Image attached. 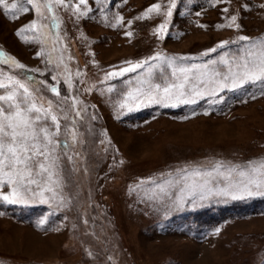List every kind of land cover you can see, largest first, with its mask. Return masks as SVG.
Returning <instances> with one entry per match:
<instances>
[{
    "label": "rangeland",
    "instance_id": "rangeland-1",
    "mask_svg": "<svg viewBox=\"0 0 264 264\" xmlns=\"http://www.w3.org/2000/svg\"><path fill=\"white\" fill-rule=\"evenodd\" d=\"M156 3L166 10L167 0H108L107 7L89 0L92 12L79 20L57 9L59 28L52 26L49 16L43 21L46 28L23 33L29 40L38 38L39 44L25 43L16 35L38 19L34 10L18 13L19 18L12 20L0 9V51L33 70L20 75L35 78L41 90L36 94L39 102L47 108L48 100L68 96L70 103L76 97L87 109L83 119L73 112L69 121H61L69 128L75 121L84 141L73 146L68 137L66 152L77 168L64 189L70 203L61 208L54 201L0 202V264H264V210L234 211V216L211 228L190 226L192 215L199 211L264 197L213 198L202 207L185 205L183 210L141 202L145 193L155 190L148 181L163 182L169 172L185 165L264 160V82L236 90L217 88L194 105L153 104L128 112L119 109L126 93L140 87L149 71L152 83L174 81L172 69L149 60L136 72L104 78L107 72L128 67L127 61L136 63L157 53L191 57L177 61L186 68L216 60V69L227 73L228 65L219 63L222 56L233 64L246 56L251 43L264 39V8L259 7L264 0H179L163 40L154 30L164 16L152 13L150 19H136ZM117 15L124 18L123 25L110 27ZM232 15H237L239 29L217 28L229 24ZM127 31L133 35L126 36ZM241 35L250 40L239 41ZM222 41H228L223 49L203 55ZM19 71L14 65H0V79L6 82L8 75ZM188 75L199 77V71L192 69ZM68 79L72 88L65 83ZM39 81L57 86L61 97ZM109 87L114 90L108 92ZM88 88L91 91H85ZM63 164L66 169L73 167L66 159ZM42 218H47L44 226L39 225Z\"/></svg>",
    "mask_w": 264,
    "mask_h": 264
},
{
    "label": "snow or ice",
    "instance_id": "snow-or-ice-1",
    "mask_svg": "<svg viewBox=\"0 0 264 264\" xmlns=\"http://www.w3.org/2000/svg\"><path fill=\"white\" fill-rule=\"evenodd\" d=\"M210 2L218 3L220 0H210ZM24 3L31 6V9L23 6ZM95 3L107 7L108 0H95ZM178 3L179 0H167L165 11H161L160 3L153 4L136 19H150L152 13L164 16V22L154 30V34L163 40L169 18L173 16V10L177 9ZM88 4L89 0H75V2L74 0H13L11 3L9 0H0V9L3 10L6 18L12 20L19 18L18 13L34 10L38 19L18 29L16 35L25 43L39 44L41 41L38 38L29 40L23 33L46 28L47 25L43 21L49 16L52 26L59 28L57 9L70 12L77 20L85 18L92 12ZM81 6L84 10H81ZM259 7L264 8V4ZM223 11L227 13L229 9L224 8ZM196 15L199 16L200 12H196ZM104 19L108 20L109 17L105 15ZM114 19L115 23L110 22V27L123 25L122 16L117 15ZM38 21H40L39 24ZM236 21L237 15H232L229 24L217 25V28H232L234 25L236 29H239L240 25ZM131 23L132 21L128 22L129 25ZM198 26L206 27L203 24ZM125 35L131 37L133 33L127 31ZM238 40L249 41L250 38L241 35ZM227 44L228 41H222L203 55L207 56L209 53L216 52L217 49H223ZM42 54L43 50L37 52L36 56L40 57ZM186 59L191 57H164L157 53L136 63L127 61L128 67L107 72L104 78L107 80L136 72L137 69L148 64L149 60L161 61L172 69L171 75L175 78L174 81L152 83V73L149 71L148 79L141 81L140 87L126 93L124 102L119 104V109L121 111L126 109L128 112L153 104L164 107L194 105L205 95L214 94L217 88L220 91L236 90L249 83L264 82V39L251 43L246 56L239 61H234L233 64H229L228 60L222 56L219 63L228 65L227 73L216 69L215 66L218 63L216 60L203 65H192L189 68L177 64L178 60ZM0 65H14L15 69L20 70L18 73L8 75L6 82L0 79V202L9 205H27L36 200L54 201L57 207H67L70 197L64 194V189L70 181L71 173L77 171L73 156L67 155L66 152L69 147L68 137H71L73 146L77 143L83 145L84 141L79 139L82 133L75 128V121H72V128H69L68 123L62 124L61 121H69L73 112L76 118L83 119L87 109L76 97H72L69 103L68 96L60 98L61 93L57 86L39 81V84L44 85L47 91L60 98L55 101L48 100V107L45 108L36 95L41 90L36 86L35 78L31 75L23 77L20 75L25 71L33 70H27L24 64L3 51H0ZM192 69L199 71V77L195 75L189 77L188 73ZM80 75L81 73L77 71V76ZM65 83L68 88L73 87L70 79ZM113 90L111 87L107 89L108 92ZM85 91H91V89L88 88ZM95 118L94 115L91 117V119ZM65 159L73 165L71 169H66L64 166ZM147 183L155 185V190L151 194L145 193L141 202H155L166 209L183 210L185 205H191L195 209L198 206L202 207L205 201L213 198L237 201L257 196L264 197V160H260L258 164L253 161L229 164L226 161L213 160L208 164L185 165L169 172L163 178V182L151 180ZM4 189L8 191H3ZM132 191L135 192L136 189ZM46 193L49 195L46 196ZM84 222L87 223V221ZM45 224H47V218H42L39 225ZM54 230L58 231V229Z\"/></svg>",
    "mask_w": 264,
    "mask_h": 264
},
{
    "label": "trees",
    "instance_id": "trees-1",
    "mask_svg": "<svg viewBox=\"0 0 264 264\" xmlns=\"http://www.w3.org/2000/svg\"><path fill=\"white\" fill-rule=\"evenodd\" d=\"M252 208H259L264 210V199L255 200L251 203L234 204L229 206L217 207L215 209H205L192 215L191 221L195 227L201 229L211 228L219 221L231 217L234 211L241 213L242 211H251ZM234 216V215H233ZM191 217V216H190Z\"/></svg>",
    "mask_w": 264,
    "mask_h": 264
}]
</instances>
